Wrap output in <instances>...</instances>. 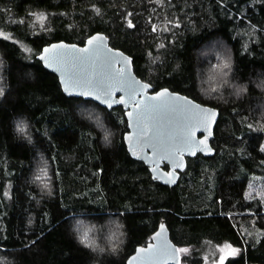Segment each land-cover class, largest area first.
Segmentation results:
<instances>
[{
    "label": "trees",
    "instance_id": "trees-1",
    "mask_svg": "<svg viewBox=\"0 0 264 264\" xmlns=\"http://www.w3.org/2000/svg\"><path fill=\"white\" fill-rule=\"evenodd\" d=\"M35 11L46 24H31ZM94 32L132 57L152 91L218 108L214 153L187 157L172 186L129 154L122 106L66 95L36 58L45 44ZM0 33V264H126L161 220L189 249L179 264H204L221 245L230 253L218 264H264V0H0ZM220 60L227 76L202 86ZM117 223L115 253L80 243L91 230L107 249Z\"/></svg>",
    "mask_w": 264,
    "mask_h": 264
},
{
    "label": "snow or ice",
    "instance_id": "snow-or-ice-1",
    "mask_svg": "<svg viewBox=\"0 0 264 264\" xmlns=\"http://www.w3.org/2000/svg\"><path fill=\"white\" fill-rule=\"evenodd\" d=\"M95 11L97 14L100 12L99 9H95ZM33 15L41 23L46 19L43 13H34ZM19 23H26V21H19ZM168 23L171 24L172 22L169 21ZM176 26H179L178 23ZM127 27L133 29L136 26L129 19L127 20ZM152 31H157L155 24L152 26ZM43 51L44 54L40 58L48 62V67H53L54 63L60 65L57 70L64 77L65 91L71 94L78 89H83L79 92L80 95H95L108 107L113 104H126L131 108L127 112V116L129 117V126L135 130V134L125 137V139L134 145L132 153L134 156L142 155L144 149H150L154 154L150 159L154 163L157 157L171 162L176 159L177 151H187L195 143L193 136L197 125L204 127L207 132L205 139L199 141L200 145L207 148V139L211 135V131L206 126L209 124L210 118L215 116V113H209L207 110L200 109L186 101L174 103L179 98L170 96L168 89L159 91L154 96L147 95L146 90L152 85L134 80L130 75L129 65L131 61L123 56H113L110 50L104 46L103 37L92 36L84 48L61 43L54 44ZM116 63H120L121 67H114ZM229 67V63L224 62L218 66L217 70L229 69ZM221 75L227 76V72H222ZM215 90L213 89V91ZM117 91L124 93L119 100L113 99L114 93ZM241 91L243 89H239L237 94ZM2 94L3 91L0 90V95ZM89 118L91 119V116ZM96 123L103 127L98 118ZM26 127L23 122H19L17 131L24 133ZM107 139L108 134L105 133V140L107 141ZM175 167L182 169L183 165L176 163ZM40 171L46 175L45 169L42 168ZM168 175L172 177L173 173ZM40 178L37 176L38 180ZM170 182L174 183V178ZM77 231L80 232L79 226ZM153 239L157 243L149 245L146 249H137V255L132 257L129 264H135L136 261L152 264V262L160 260H170L172 264H179V254L189 252L188 248H173L166 242L163 224ZM79 241L85 247H94V241L89 238L88 230L80 232ZM238 251V249H232L231 254L235 255Z\"/></svg>",
    "mask_w": 264,
    "mask_h": 264
},
{
    "label": "water",
    "instance_id": "water-1",
    "mask_svg": "<svg viewBox=\"0 0 264 264\" xmlns=\"http://www.w3.org/2000/svg\"><path fill=\"white\" fill-rule=\"evenodd\" d=\"M101 36L104 38V46L110 50V52L113 54V56L115 57H121L123 56L124 58H126L127 60H130L131 63L129 65L130 68V75L134 80L139 81L140 83L143 84H150L149 82L141 79L140 77H138L134 70H133V64H132V57L128 54H126L125 52H123L121 49L119 48H115L112 47L109 44V38L106 34H104L103 32H94L92 34H90L89 36H87L84 40L83 44H78L75 42H68L65 40H57V41H52L48 44H45L41 47V49L36 53V58L39 59L42 63V65L47 68L48 70L52 71L53 73H55L58 77L59 83L61 85V88L63 90V92L66 95H72V96H80L82 98L85 99H90L95 101L96 103H98L101 106L106 107L107 109H111L112 107L115 106H122L123 110H124V115L126 117L127 120V127L128 130L123 134V139L125 142V145L127 147V150L129 152V154L135 158V159H139L142 160L148 167L152 178L158 180L159 182L172 186L173 184L176 183V181L179 178L180 172L183 171L186 167L187 164V157H193L195 156L197 153H201L203 155H212L214 153V148L211 144V138L213 136L214 133V126L216 124L217 118L219 116V110L218 108L214 107V106H210L208 104H204L201 102H198L197 100L191 98L190 96H187L185 94L176 92V91H172L170 90L168 87H161L157 90L152 91V87L146 90V94L149 96H154L157 92L162 91L164 89H168L169 95L172 97H178L179 100L178 101H174V103H181V102H188L191 105H195L198 106L200 109H204L207 110L209 113L214 112L215 116L210 118L209 124L206 126L210 131H211V135L208 136L207 139V148H205L203 145L199 144V141L204 140L205 136L207 135V132L204 130V127H201L200 125H197L195 130H194V136H193V140L195 141V143H193L190 148L187 151H177L176 153V159H174L173 161H165V160H161L159 159V157L156 158V162L154 163L152 159H150V157H152L154 154L150 149H144V152L142 155H137L134 156L133 153V149H134V145L132 143H130L127 139H125V137H128L130 135H134L135 134V130L133 128H131L129 126V117L127 116V112L131 110V108L126 105V104H113L111 107H108L107 105L103 104L100 100H98L96 98L95 95L93 96H83L80 95L79 92L83 91V89H78L77 91L72 92L71 94L67 91H65V84H64V77H62L61 72L57 70V68L60 66L58 63H54L53 67H48V62L42 60L40 57L44 54V49L45 48H50L52 45L54 44H65L67 46H71V45H76L77 48H84L87 46V41L92 37V36ZM114 67L119 68L121 67L120 63H116L114 64ZM124 93L117 91L116 93H114L113 99L115 100H119L121 98V96H123ZM139 98V97H137ZM209 149H211V151H209ZM192 153H195L194 155ZM176 163H181L183 165V168H176L175 164ZM166 164L167 168H165L163 165ZM169 173H173V176L170 177L168 174ZM174 178L175 182L172 183L170 182V180H172ZM164 225V239L166 240V242L172 246L173 248H179L178 245L176 243H174V241L171 239L170 237V231L165 223L164 220H161L160 223L158 224L157 229L153 232V234L151 235V240L148 241L145 245H139L135 248L134 252L131 253L127 259H126V264H129V261L132 259V257L137 255V249H141V248H148L149 245L155 244L157 243L156 240H154L153 238L156 236V233L160 231L161 225ZM180 255V254H179ZM135 264H145V262L142 261H136ZM152 264H172V261L170 260H160V261H154L152 262Z\"/></svg>",
    "mask_w": 264,
    "mask_h": 264
},
{
    "label": "rangeland",
    "instance_id": "rangeland-1",
    "mask_svg": "<svg viewBox=\"0 0 264 264\" xmlns=\"http://www.w3.org/2000/svg\"><path fill=\"white\" fill-rule=\"evenodd\" d=\"M34 13L35 14L43 13L45 15L46 19L43 21V23L38 22L35 19V16L33 15ZM48 17H49V15L46 12H44V11H35V12L32 13V19H30V21H31L32 25H37V26L40 27L43 24H46ZM222 60H220L218 62L222 63ZM218 66H219L218 63L217 64L211 63V66H210V68L208 69V71L206 73V78H207L206 83L204 82V80H205L204 79V75L202 77V81H201V83L203 82L202 86L209 85V83H212V80L215 81L216 79H219V84L222 83L221 78L223 77V75L220 74L219 70H221V69L217 70ZM255 186L250 185V188L253 189V188H255ZM259 192H261L260 189H259ZM113 226H114V224H113ZM89 236L93 237L90 234H89ZM181 248H186V247H181ZM215 252H216V254H215ZM228 253H230V246H228V245H221L216 250L214 248H211L210 250L203 252V256H204L203 257V262H205L204 264H218L221 261L223 255L228 254ZM217 254H218V257L216 258Z\"/></svg>",
    "mask_w": 264,
    "mask_h": 264
},
{
    "label": "clouds",
    "instance_id": "clouds-1",
    "mask_svg": "<svg viewBox=\"0 0 264 264\" xmlns=\"http://www.w3.org/2000/svg\"><path fill=\"white\" fill-rule=\"evenodd\" d=\"M19 122H23L24 125L27 126V123L24 119H18L17 121H15V129L16 130H17V124ZM103 141L107 142L105 140V138L103 139ZM121 227H122V225L117 223L115 225V228L113 230H111L109 232V234L107 235V237H106L107 249L105 248L104 244H98L96 239H92L94 241V247H90V250H92L93 252H97L99 254H103L106 250L115 253L119 244L122 242L120 239H118V237L121 235V233L119 231ZM76 230H77V228L74 227L73 231H76ZM90 231L91 230H88V232H90Z\"/></svg>",
    "mask_w": 264,
    "mask_h": 264
},
{
    "label": "flooded vegetation",
    "instance_id": "flooded-vegetation-1",
    "mask_svg": "<svg viewBox=\"0 0 264 264\" xmlns=\"http://www.w3.org/2000/svg\"><path fill=\"white\" fill-rule=\"evenodd\" d=\"M165 165V164H164ZM166 168V167H165Z\"/></svg>",
    "mask_w": 264,
    "mask_h": 264
}]
</instances>
